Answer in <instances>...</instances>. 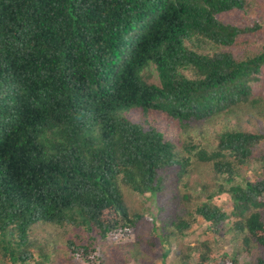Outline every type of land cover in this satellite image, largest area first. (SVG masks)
<instances>
[{"label":"trees","instance_id":"obj_1","mask_svg":"<svg viewBox=\"0 0 264 264\" xmlns=\"http://www.w3.org/2000/svg\"><path fill=\"white\" fill-rule=\"evenodd\" d=\"M251 4L0 0V264L50 261L42 224L75 229L70 264H125L105 246L132 233L138 260L159 245L164 264H264V43L238 50L264 30L238 22ZM202 226L236 249L186 240Z\"/></svg>","mask_w":264,"mask_h":264},{"label":"rangeland","instance_id":"obj_2","mask_svg":"<svg viewBox=\"0 0 264 264\" xmlns=\"http://www.w3.org/2000/svg\"><path fill=\"white\" fill-rule=\"evenodd\" d=\"M238 22L244 26L246 24H252L253 22H260L263 24V29H264V0H252V4L249 8L248 19L246 17H243L238 19ZM245 38L243 39L242 43L239 45L238 50L240 51L253 48L254 45L252 42H254L253 41L254 38H256L258 42L264 43V30L259 31L257 33L249 32L245 34ZM146 73L150 76V81L156 83L159 82V77L154 67L148 68ZM258 91L264 95V73L261 75V81L258 84ZM131 116L134 119H139L138 112H132ZM236 121L237 120L234 119L233 123H236ZM245 123H246L245 125L248 128L253 129V126L251 124L247 122ZM256 123L260 128H264V120L262 119L256 120ZM216 128L219 130L221 128V125L216 124ZM211 129H213V127H211ZM260 168H261L260 162H251L250 164L244 167L243 173L248 178L255 179L256 175L259 174L261 171ZM149 204L150 202L147 205ZM137 208L138 207L136 206V209ZM74 232L75 229L72 227L63 228L56 226L54 224H42L39 226H35L32 232V239H34L32 250L35 252L43 251L45 253L46 252L50 253L51 260L45 262L44 264H68V263L70 264L69 262L70 256H68V254L65 253L63 249V243L67 238L73 235ZM229 237H230L229 234H225L224 236H219V237L217 236V238L214 240V234L211 233L210 231H207L205 226H202L201 228H197V229L195 227L191 228L190 232H188L186 240L192 242H194L199 238L203 240L205 239L211 240L214 244L215 252L218 253L221 252L222 250L231 251L235 248L234 244L231 242ZM136 240H137V234L132 233L128 236H123L121 238L116 239L111 243L109 247H107L108 245L107 244L105 246V249H107V251H110L111 248L112 250H116L117 248H120V252L126 249L130 250L132 256L130 253V257L125 264H149V262H152L150 261L151 258L150 255H154L155 259H153V261H155L156 264H164L163 259L160 256L164 252V250L159 245H157V247L153 250L152 253L149 252L148 254L149 258L146 255V257L143 259L140 260L136 259L133 255V249H134L133 244L136 243ZM144 245L146 248V243H144ZM119 254H122V252ZM156 254H160V255L155 256ZM245 258H246L245 254L242 253V255H240L241 262H243ZM165 263L179 264L174 249L169 253L168 257L165 260Z\"/></svg>","mask_w":264,"mask_h":264},{"label":"clouds","instance_id":"obj_3","mask_svg":"<svg viewBox=\"0 0 264 264\" xmlns=\"http://www.w3.org/2000/svg\"><path fill=\"white\" fill-rule=\"evenodd\" d=\"M220 199H224V197H221Z\"/></svg>","mask_w":264,"mask_h":264}]
</instances>
